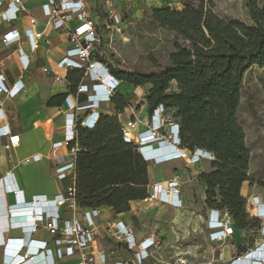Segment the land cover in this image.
Returning <instances> with one entry per match:
<instances>
[{"label":"trees","instance_id":"obj_1","mask_svg":"<svg viewBox=\"0 0 264 264\" xmlns=\"http://www.w3.org/2000/svg\"><path fill=\"white\" fill-rule=\"evenodd\" d=\"M248 11L250 24L219 19L191 5L182 10L151 8L152 20L189 42V48L176 43L169 63L158 72L138 74L108 66L122 82L148 85L149 112L162 104L171 113L183 147L213 154L202 159V171L183 184L185 204L187 198H195L187 207L198 213L205 207L225 209L235 228L242 230L258 227L259 222L248 216L240 194L242 184L249 181V150L237 112L245 72L254 65L264 66V7L250 0ZM82 73L68 70L70 93L76 92ZM172 83L175 89L169 91ZM67 95L54 96L46 105H60ZM85 99V94L78 95L79 102ZM110 104L113 113L101 112L94 128L76 126L81 149L75 156V198L81 209L107 207L120 214L129 211L131 201L147 196L148 166L136 147L124 141L118 118L125 108L139 105L121 92L111 97ZM202 190L203 202L198 199Z\"/></svg>","mask_w":264,"mask_h":264},{"label":"built area","instance_id":"obj_2","mask_svg":"<svg viewBox=\"0 0 264 264\" xmlns=\"http://www.w3.org/2000/svg\"><path fill=\"white\" fill-rule=\"evenodd\" d=\"M98 1L102 2L101 10L108 13L113 0ZM1 3L0 0V5ZM9 5L11 18L6 12H3L0 15V22L12 20L16 12L24 9L21 0H11ZM42 10L48 18V24L55 30L62 28L72 19L79 21L69 30L71 48L66 51L65 56L57 62L56 66L81 69L83 73L74 98L72 99L70 94L65 97L64 101L67 106L65 136L62 141L52 144L50 156L54 160L55 177L58 180L68 178L71 183L63 192L55 194L51 198L37 195L30 202L20 201L17 206L10 208V214L22 213V216H25L30 223L20 227L28 235L27 239L7 241L5 251L14 253L13 259L8 264H65L66 259L69 261L66 264H108L109 255L107 252L103 249L96 250L93 247L96 235L94 230L100 226L99 220H97L99 209L84 210L79 208L76 203L75 156L81 146L76 138L75 129L77 124L89 129L94 128L100 117L101 104L110 103L111 97L116 92H120L118 86L122 81L109 72V67L106 64L94 59L95 43L99 41V36L93 21L85 11V0H46ZM41 33L34 32L30 28L26 29L25 35L30 40L33 49L37 48L36 40L41 36ZM15 34L16 32L11 30L3 37L2 41L4 43L17 41L19 37L16 38ZM17 51L21 66L26 69L28 60L20 49ZM55 80L59 81L60 77L55 75ZM131 87L129 94L135 97L136 104L138 103L136 99L146 98L144 86L131 85ZM22 88L21 81L8 87L4 82V77L0 75V94L5 93L9 97H13ZM82 93L85 94L86 99L79 102L78 95ZM128 108L134 109L135 107ZM80 114H83L82 117ZM4 121L5 113L0 108V137H7V142L3 144V147L9 150L18 145L19 135L12 133ZM138 123L139 120L133 112L131 118L121 122V131L124 141L132 143L136 147L147 166L161 165L177 159H182L186 164H195L204 158H213V154L205 149L189 150L182 146L179 124L162 104L157 105L149 112V118L144 122L145 129L137 131ZM39 159L40 156L34 154L21 160L20 164L26 165L30 161ZM190 179L191 177L187 173L174 172L169 179L162 183L148 186V194L142 201H157L174 208H181L183 205L182 187ZM78 210L84 211L85 224L81 223ZM245 211L250 218L258 220L261 240L243 252L231 256L224 264H264V194L254 195L246 200ZM206 225L209 239L213 244L224 243L236 230L227 211L217 207L209 208ZM38 232L54 236L53 241L56 247L54 249L49 247L48 241L45 239L31 238ZM107 232L115 246L122 247L130 254L125 259L112 260L111 264H145V261L152 257L155 248L159 245L154 238L150 240L136 239L133 228L125 225L122 221H111L107 225ZM26 244L27 247H25ZM28 246L33 249L30 250ZM74 257H76V261L71 263V259ZM222 257V252H219L218 259L221 260Z\"/></svg>","mask_w":264,"mask_h":264},{"label":"crops","instance_id":"obj_3","mask_svg":"<svg viewBox=\"0 0 264 264\" xmlns=\"http://www.w3.org/2000/svg\"><path fill=\"white\" fill-rule=\"evenodd\" d=\"M1 1L0 15L6 12L9 18H11V9L9 5L11 0ZM21 2L24 8L23 10L16 12L12 20L0 22V75L4 77V82L8 87L13 86V84L18 81H21L23 84L22 90L13 97H9L5 93L0 94V108L5 113L4 123L10 127L12 133L19 135L18 145L9 150L3 147V144L7 142V137H0V264H8V262L13 259L14 253H7L5 251V245L8 240L23 241L28 237L20 227L22 225H28L30 223L28 222L29 220L27 221L25 216H22V213L10 214V208L17 206L20 201L30 202L37 195H45L47 198H51L55 194L63 192L71 183L68 178L58 180L55 177L53 172L54 160L50 158L52 154V144L62 141L65 136L64 128L67 106L65 101H61L60 105L52 106H47L46 102L50 98L57 95L59 96L60 94H70L72 99L74 98V94H76V92L70 93L69 83L66 80L68 70L71 69L58 67L56 64L65 56L66 51L71 48L72 44L68 36L69 30L77 25L79 21L77 19H72L62 28L55 30L48 24V18L43 14L42 6L46 3V0H21ZM89 3H91V7L93 8L92 11H90ZM101 5L102 2L98 0H85V11L93 21L96 31H100L104 26H106V28L110 27L108 24L109 16L103 15L107 12L101 10ZM98 27H100V30ZM28 28L32 29L34 32H42L41 36L36 40L38 46L35 49L31 47L30 40L25 35V31ZM11 30L16 32L15 36L16 38L17 36L19 37L18 40L13 43H4L2 41L3 37ZM104 30L105 28L103 31ZM100 43L101 39L95 43V46L98 47ZM18 49L21 50L22 54L26 56L29 62L26 69L21 66L17 55ZM94 49H96L94 50L95 60H99L107 66L110 64L114 65L111 60L104 56V52L100 48L99 50L96 47ZM55 75L60 77L59 81L55 80ZM34 76H36L37 80L32 79ZM122 86H126V91H121ZM131 88V85L123 83L119 87V91L123 94H129ZM130 97L135 100L132 94ZM141 103L143 109H141L139 104L135 113L139 120L136 126L137 131L145 129L144 122L149 118L147 100H142ZM101 106L106 109L105 113H110V111L113 110L110 103H102ZM130 110L131 108H125L121 115H132ZM120 120L122 122L121 118ZM34 154L40 156L38 161H30L26 165L20 164L21 160ZM180 160L182 161L181 166L175 168L164 166L165 163L148 166V168L157 170V173L151 176V181H149L148 186L155 183H162L169 179L174 172H179L182 167L192 170L193 176H191L190 180L194 179L203 169L202 161L195 164H185L182 159ZM162 167L164 169L163 172L160 171ZM181 170L185 171L186 169ZM62 181H67V185L64 187L60 185ZM242 188L243 184L241 186V189ZM201 194H204V190L199 194V199H201ZM181 196L183 202L182 206H184L183 187ZM201 201L203 200L201 199ZM135 203H143V209L145 208L148 214L150 213L149 209L151 207L153 209L162 208L165 212H171V210L177 211L180 209L174 208L168 204H161L157 201H131L130 205ZM140 209L141 208H137V210ZM208 210L209 208H204L203 216H205V219L203 223L206 230L207 241L211 246L213 242L209 239V231L206 225ZM109 218L111 221H122L125 225L131 226L138 240H150L154 238L159 243L154 250L155 254L162 249L163 240L158 238V233L149 232L150 230L147 228L138 230L131 221L128 220V217L121 216L120 214H114L113 217ZM145 229L147 231H144ZM31 238L45 239L48 241L49 247L52 249L56 247L53 241L54 236L48 233L38 232ZM213 246H219V243L213 244ZM25 247H27V244ZM28 247L32 250L30 246ZM93 247L96 250L103 249L107 252V255H109L108 264H111L112 260H122L130 255L127 251L123 250L122 247H114L112 244L108 249L94 242ZM225 248H228V246L222 248V255L227 258L239 252H243L249 247H241V249H244H240L241 251L234 250L227 254L224 251ZM75 259L76 257L71 259V263L75 262ZM66 262L69 261L66 259L65 264ZM145 264H162V261L156 258V256H152L145 261Z\"/></svg>","mask_w":264,"mask_h":264},{"label":"rangeland","instance_id":"obj_4","mask_svg":"<svg viewBox=\"0 0 264 264\" xmlns=\"http://www.w3.org/2000/svg\"><path fill=\"white\" fill-rule=\"evenodd\" d=\"M255 1L259 7H264V0ZM249 2L250 0H113L108 13L103 14L109 16L110 27L104 26L101 30L98 27L100 31L97 32L101 43L95 47L98 50L100 48L104 56L120 70L133 71L138 74L158 72L169 63L168 55L174 51L176 43L186 48H189L190 43L177 36L174 31L154 22L150 13L151 8L168 6L171 9L182 10L185 6L191 5L219 19H238L250 24ZM89 8L90 11L93 10L91 3H89ZM32 79L37 80L36 76ZM123 83L125 82H120L118 88ZM143 89L146 97L148 85H145ZM168 89L169 91L174 90L175 83L169 85ZM121 91H126V86H122ZM136 100L137 105L140 104L143 109L141 101H146V98ZM100 111L105 113L106 109L100 106ZM130 112L136 113V109H131ZM110 113H113V110ZM82 115L80 114L81 117ZM120 116L118 118L120 122V118L122 119V123L131 118L130 114L129 116L120 114ZM237 118L244 131L245 145L249 150L247 169L249 181L244 182L240 190V194L248 200L251 196L264 194V66L254 65L245 72ZM181 164L182 161L178 159L165 163L164 166L175 168L180 167ZM163 170V167L160 168L161 172ZM179 172L193 176L190 168L182 167ZM156 173V169L148 168V182ZM60 185L66 186L67 181L60 182ZM200 198L204 201L205 195L201 194ZM194 199L187 198L188 203L177 211L165 212L162 208L153 209L151 207L149 214L146 213L145 208L143 209V203H135L130 205L129 211L120 213V215L128 217V220L138 230L147 228L149 232L158 233V238L163 240V247L152 256L159 258L162 264H204L206 262L224 264L231 257L218 259L219 252H222L224 246H228L224 249L227 254L240 250L241 247H252L261 240L258 227L251 226L249 229L236 230L231 238L219 246H213V244L210 246L203 223L204 212L198 213L187 207ZM137 208L141 209L137 210ZM77 212L81 223L85 224L84 211L78 210ZM113 215L111 209L100 208L97 217L100 226L94 230L96 244L108 249L113 242L107 232V225L111 222L109 217ZM113 245L115 247V244Z\"/></svg>","mask_w":264,"mask_h":264},{"label":"bare ground","instance_id":"obj_5","mask_svg":"<svg viewBox=\"0 0 264 264\" xmlns=\"http://www.w3.org/2000/svg\"><path fill=\"white\" fill-rule=\"evenodd\" d=\"M28 217H30V215H28ZM31 249H33V248L31 247Z\"/></svg>","mask_w":264,"mask_h":264}]
</instances>
